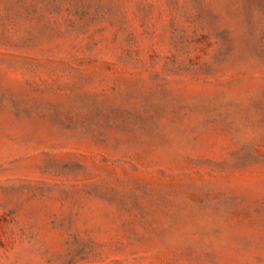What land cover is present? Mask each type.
<instances>
[{"label": "rangeland", "instance_id": "rangeland-1", "mask_svg": "<svg viewBox=\"0 0 264 264\" xmlns=\"http://www.w3.org/2000/svg\"><path fill=\"white\" fill-rule=\"evenodd\" d=\"M0 264H264V0H0Z\"/></svg>", "mask_w": 264, "mask_h": 264}]
</instances>
